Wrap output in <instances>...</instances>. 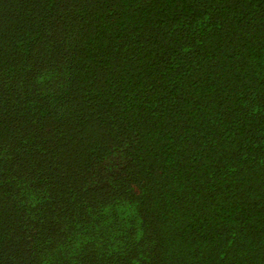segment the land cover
<instances>
[{
  "label": "trees",
  "instance_id": "obj_1",
  "mask_svg": "<svg viewBox=\"0 0 264 264\" xmlns=\"http://www.w3.org/2000/svg\"><path fill=\"white\" fill-rule=\"evenodd\" d=\"M0 264H264V0H0Z\"/></svg>",
  "mask_w": 264,
  "mask_h": 264
}]
</instances>
